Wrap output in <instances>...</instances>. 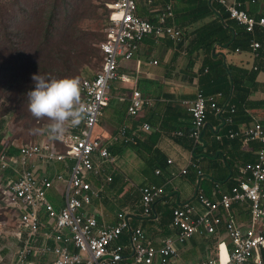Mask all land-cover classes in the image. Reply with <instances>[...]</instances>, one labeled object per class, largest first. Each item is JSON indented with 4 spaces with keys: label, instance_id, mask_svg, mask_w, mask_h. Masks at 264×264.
I'll use <instances>...</instances> for the list:
<instances>
[{
    "label": "crops",
    "instance_id": "obj_1",
    "mask_svg": "<svg viewBox=\"0 0 264 264\" xmlns=\"http://www.w3.org/2000/svg\"><path fill=\"white\" fill-rule=\"evenodd\" d=\"M141 1L142 15L157 23L169 0H154L153 4ZM244 2L252 16L264 17V0ZM172 4L175 23L183 31L184 39L147 37L133 59L122 60L119 78L111 81L109 100L95 135L109 146L114 163L105 164V175L96 182L102 195L88 212L107 225H116L119 213L130 212L134 215L133 226L143 227L156 247H163L170 238L178 241L179 256L170 264H201L211 257L226 263L232 244L225 227L220 236L203 233L182 243L181 232L174 225L175 211L190 204L199 215L204 214L200 192L211 200H219L222 191L231 192L240 186L243 170L255 162L262 143L231 135L232 131L250 128L256 120L264 119V67L256 71L264 59H259L252 47L254 40L263 45L264 39L260 40L262 34L255 29L250 32L253 37L247 45L243 29H203L215 23L227 25L228 20L238 22L230 17L224 19V13L228 12L215 1L172 0ZM109 22L110 15L103 28L106 31ZM237 80L251 90L248 98L255 103L253 106L244 109L235 102ZM200 89L215 96L222 110L210 106L204 136L196 143L191 135L195 128L192 102ZM136 90H141L152 103L134 116L129 107ZM80 123L83 124V119ZM69 128L65 135L75 130ZM95 158L99 161L100 154ZM194 163L204 172L200 173ZM67 164L73 167L74 160L57 163L55 167L66 172ZM53 168L47 171L53 172ZM11 176V169L0 172L4 183ZM146 185L165 189L148 216L144 213L141 191ZM65 196V188L58 186L49 197L61 208L65 206ZM233 213L243 228L252 226L249 202L237 205ZM130 238L127 232L118 242L124 247L123 253H119L121 264L134 262ZM39 243L54 248L56 245L45 235ZM18 247L14 239L13 247L7 250V262L14 258ZM115 248L113 245L111 250ZM71 249L75 247L71 245ZM260 254L264 262V250ZM57 257V254L43 256L37 264Z\"/></svg>",
    "mask_w": 264,
    "mask_h": 264
},
{
    "label": "built area",
    "instance_id": "obj_2",
    "mask_svg": "<svg viewBox=\"0 0 264 264\" xmlns=\"http://www.w3.org/2000/svg\"><path fill=\"white\" fill-rule=\"evenodd\" d=\"M212 1L225 8L230 18L246 26L249 32H255L257 27L264 29V17L252 16L243 0ZM149 3L153 4L154 0ZM108 6L111 14L106 31L108 40L102 44L104 63L96 76L78 78L81 99L94 105V111L84 117L83 124L72 126L75 130L63 138L48 135L37 141L19 143L9 133L2 136L7 150L0 155V172L11 169L12 176L6 183L0 177V264H37L43 256L54 254L58 257L45 264H121L119 253L124 247L118 242L127 232L134 255V262L130 264H170L179 256L178 241L170 238L163 247H156L143 227L133 226L134 215L130 212L119 213L116 225L101 224L97 216L88 212L95 199L102 195L96 182L105 175V164L114 163L109 146L95 136V131L109 100L111 81L120 76L122 60L133 59L149 36L184 39L183 31L175 23L172 0L167 2L157 23L142 15L138 0H114ZM252 47L260 55L262 43L254 40ZM151 103L141 90H136L129 112L136 116ZM210 106L219 112L222 110L215 96L198 90L192 102L195 128L191 135L196 143L204 136ZM149 125L146 124L151 128ZM232 132V137L262 143L255 162L243 170L240 186L231 192L222 191L219 200H211L200 192L204 214L199 215L190 204L177 208L174 225L181 232L179 242L182 243L203 233L220 236L225 227L232 244L231 257L226 263L211 257L201 264H264L260 254L264 250V119L256 120L250 128ZM11 147L18 151L9 153ZM96 154L101 156L99 161ZM68 160H74L73 167L67 164L66 172L56 169L57 163ZM194 165L200 173L204 172L198 163ZM51 166H54L53 172H48ZM58 186H63L66 192L65 206L61 208L49 197ZM141 191L144 213L148 216L165 189L146 185ZM243 202H249L251 207L252 226L248 229L239 224L233 213ZM42 235L53 240L55 248L40 245ZM14 239L19 247L14 258L7 262V250L13 247ZM57 244L62 247L58 248ZM113 245H116L114 251Z\"/></svg>",
    "mask_w": 264,
    "mask_h": 264
},
{
    "label": "rangeland",
    "instance_id": "obj_3",
    "mask_svg": "<svg viewBox=\"0 0 264 264\" xmlns=\"http://www.w3.org/2000/svg\"><path fill=\"white\" fill-rule=\"evenodd\" d=\"M112 1L0 0V123L5 121L1 138L9 133L22 143L47 136L51 121L36 118L28 107L32 76L39 72L47 78L96 74L104 63V53L98 48L87 56V47L91 43L100 46L106 39L103 28ZM48 29H52L50 33ZM5 34L13 36L16 47ZM0 145H4L2 139Z\"/></svg>",
    "mask_w": 264,
    "mask_h": 264
},
{
    "label": "clouds",
    "instance_id": "obj_4",
    "mask_svg": "<svg viewBox=\"0 0 264 264\" xmlns=\"http://www.w3.org/2000/svg\"><path fill=\"white\" fill-rule=\"evenodd\" d=\"M32 79L34 87L28 92V107L36 118H49V135L63 138L68 127L78 125L94 111V105L86 104L81 99L78 78H47L39 72L34 73Z\"/></svg>",
    "mask_w": 264,
    "mask_h": 264
},
{
    "label": "trees",
    "instance_id": "obj_5",
    "mask_svg": "<svg viewBox=\"0 0 264 264\" xmlns=\"http://www.w3.org/2000/svg\"><path fill=\"white\" fill-rule=\"evenodd\" d=\"M247 1H251V0H247ZM229 17H230L229 14L224 13V15H223V18L224 19H227L228 20ZM203 29H243V32H245V35L247 36V41H248L247 42V45H250V41H251V39L253 37L252 36V33H250L247 30V27L246 26L245 27L240 26L238 22L236 23V22L231 21V20H228L227 21V25H224V24H221V23H215V24L209 25V26H207V27H205ZM51 30L52 29H48V33H50ZM256 32L258 34H262L260 40H263L264 39V31L262 30V28L257 27L256 28ZM5 36L10 40L11 45L16 47V44L18 42L13 39V36H11L10 34H5ZM94 36H96V35H94ZM107 40H108V34H107V37H106L105 40L104 39L101 40L100 46L95 45L94 43H91L90 45H88V47H87V53H88V55L87 56L94 55L95 54L94 52L96 50H98V48L101 49V51H102V44L104 42H106ZM263 46H264V42H263ZM259 59H264V48L260 50ZM263 67H264V62L259 63L258 69L256 71H259ZM250 91H251L250 89L245 88L239 81L237 82V84H236V96H235V100L236 101L235 102L238 105H243L244 106V109H246V106L247 105L248 106H250V105L253 106L255 104V103L249 101V98L248 97H249ZM4 124H5V121L1 122L0 123V128H3L4 127ZM6 150H7V147L5 145H0V155H1V153L5 152ZM17 151H18V149H15L13 147H11V148L8 149V152L9 153H15Z\"/></svg>",
    "mask_w": 264,
    "mask_h": 264
},
{
    "label": "bare ground",
    "instance_id": "obj_6",
    "mask_svg": "<svg viewBox=\"0 0 264 264\" xmlns=\"http://www.w3.org/2000/svg\"><path fill=\"white\" fill-rule=\"evenodd\" d=\"M109 93H110V90H109ZM227 256H228V257H227L226 259L224 258L225 260L229 259V255H228V254H227Z\"/></svg>",
    "mask_w": 264,
    "mask_h": 264
}]
</instances>
